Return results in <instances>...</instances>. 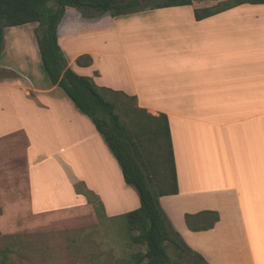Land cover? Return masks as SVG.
Segmentation results:
<instances>
[{"label":"crops","instance_id":"0c3cea01","mask_svg":"<svg viewBox=\"0 0 264 264\" xmlns=\"http://www.w3.org/2000/svg\"><path fill=\"white\" fill-rule=\"evenodd\" d=\"M216 4L87 20L67 6L58 41L77 73L168 116L178 192L160 202L187 245L207 264H264V2L196 17ZM24 42L0 61L2 233L98 228L139 208L102 133L51 83L34 30ZM82 54L89 66L76 62ZM8 58L13 65H2Z\"/></svg>","mask_w":264,"mask_h":264},{"label":"trees","instance_id":"16d2710c","mask_svg":"<svg viewBox=\"0 0 264 264\" xmlns=\"http://www.w3.org/2000/svg\"><path fill=\"white\" fill-rule=\"evenodd\" d=\"M56 6L50 5L49 0H0V55L4 41L5 29L11 26L38 23L35 30L44 70L53 85H59L73 100L78 109L87 114L97 129L102 133L112 152L117 157L124 173L125 180L133 186L140 197L141 206L125 214L128 223V236L134 244L146 245L145 251L132 254L134 264H171L172 257L168 248L173 247L184 256L188 249L198 255V258L207 264L205 258L191 247L175 229L170 217L163 208L160 197L178 192L177 177L174 169V158L171 143V133L168 116L164 113L150 114L145 108L138 105L136 96L123 91L98 85L89 75L77 73L68 62L58 41V26L67 6L80 10H88L87 4L97 5L100 11H111L113 15H120L135 11L141 5L140 0H54ZM264 2V0H231L224 4L218 1L216 5L196 9L198 19L213 15L243 2ZM193 0H162L148 5L152 7H165L172 5L191 4ZM79 65L89 66L92 63L90 54L78 56ZM123 96L134 101L131 109V120L154 122L151 127L141 126V132L147 130L163 139L166 135L171 148L172 182L167 188L159 184V179L150 180L141 161H148L147 156L141 154L135 140L131 136L132 123H128L120 112L119 97ZM137 138L140 133L137 131ZM168 177V176H165ZM96 211L100 217L103 215V205L96 198H92ZM1 212V208H0ZM189 216V215H188ZM187 216V217H188ZM218 214L202 229L213 227L218 220ZM199 230V228H194ZM138 231V233H135Z\"/></svg>","mask_w":264,"mask_h":264},{"label":"rangeland","instance_id":"374dc122","mask_svg":"<svg viewBox=\"0 0 264 264\" xmlns=\"http://www.w3.org/2000/svg\"><path fill=\"white\" fill-rule=\"evenodd\" d=\"M119 1L126 2L128 0ZM159 1L162 0H140L139 7H148V5ZM218 1H221L222 5L231 0H202L206 4H214ZM49 4L56 6L54 0H49ZM73 10L85 20L106 13L96 8L80 10L74 7ZM69 19L70 16L66 14L61 18L60 29L64 28V24ZM37 27L38 23H27L19 25L17 28L11 26L5 29L7 30L4 35L6 40L3 42V57L0 61L4 60V53L11 45L18 44L17 50L21 47L24 49L28 47L26 45L28 42L25 43L24 38H27ZM13 34L18 38L12 40L10 36ZM39 63L41 64V60ZM2 65L12 66V59H6ZM118 97L123 119L132 123L130 126L131 136L135 140L139 152L148 158V161H141L147 177L154 181L157 178L160 180V185L164 188L169 187L172 182V161L167 136L164 135L162 139L152 132H148V127L154 123L148 119L132 122L131 109L134 107V101L121 95ZM143 125L147 130L141 132L140 127ZM137 131L140 133V138H137ZM127 228V217L123 215L118 218L102 220L101 226L98 228H77L71 224L63 223L47 230L38 229L31 233L14 235H4L0 230V264H134L131 259L132 254L137 251H145L146 245L132 243ZM168 251L173 259L171 264H205L196 253L188 249L184 250V256H180L179 251L173 247H169Z\"/></svg>","mask_w":264,"mask_h":264},{"label":"water","instance_id":"95a60500","mask_svg":"<svg viewBox=\"0 0 264 264\" xmlns=\"http://www.w3.org/2000/svg\"><path fill=\"white\" fill-rule=\"evenodd\" d=\"M87 6H89V7H95V8H97L98 6L97 5H92V4H87Z\"/></svg>","mask_w":264,"mask_h":264}]
</instances>
